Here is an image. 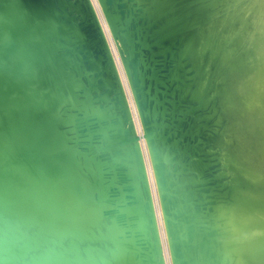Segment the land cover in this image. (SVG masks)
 Wrapping results in <instances>:
<instances>
[{"label": "bare ground", "instance_id": "obj_1", "mask_svg": "<svg viewBox=\"0 0 264 264\" xmlns=\"http://www.w3.org/2000/svg\"><path fill=\"white\" fill-rule=\"evenodd\" d=\"M83 1L0 0V264H264V0Z\"/></svg>", "mask_w": 264, "mask_h": 264}, {"label": "water", "instance_id": "obj_2", "mask_svg": "<svg viewBox=\"0 0 264 264\" xmlns=\"http://www.w3.org/2000/svg\"><path fill=\"white\" fill-rule=\"evenodd\" d=\"M130 2H134V0H104V4L106 6L107 11L112 12H117L119 14V17L121 19H124L126 15H129V11L130 8L128 7V4ZM65 3L68 6V10L70 12V15L72 16V18L75 20L76 22V26L78 28L81 29V31H83L84 35L89 34V30H93V33H97L98 37L94 38L93 41H95L98 44H93L92 47L95 50H100L102 49L103 52H105V49L102 45V39L101 35L98 31V29L96 28V26L94 25L91 16H89L86 12V10H84L85 6H84V1L83 0H65ZM88 30V31H85ZM100 42V44H99ZM136 42V41H135ZM133 47H136V45H133ZM93 54V52H92ZM106 54V52H105ZM103 57L100 56V54L97 55V60L99 59L102 60ZM138 57L136 54L133 55V58L130 59L128 61V66L130 68V75L132 77V86L134 88H137L136 91V97L138 99V105L139 107H142V104L144 103V86H140V83L138 81V76H137V68H138V61H137ZM147 109V107H146ZM145 122V123H144ZM143 123L145 124V126L148 128L151 127L150 123L147 122L146 116L144 115L143 117ZM149 131L146 132V134L148 135ZM151 140V135L149 137ZM127 139H131V140H137V136H133ZM128 144L127 141L123 143V145ZM157 160V159H155ZM160 162V159H158L156 161V166H155V170L156 173L158 175V177L160 176V169L158 167V163ZM160 181V178H159ZM141 242H137V240L134 242V244L131 245V250H129L130 252V256H128V262L129 264H156V258L154 257V254L152 252L151 249V245H150V240L148 241H144L143 240V244L145 247H147V249L141 247Z\"/></svg>", "mask_w": 264, "mask_h": 264}, {"label": "rangeland", "instance_id": "obj_3", "mask_svg": "<svg viewBox=\"0 0 264 264\" xmlns=\"http://www.w3.org/2000/svg\"><path fill=\"white\" fill-rule=\"evenodd\" d=\"M97 12H98V15H99V19H100V21H101V23H103V33H104V35H105V37L107 38V41H108V44H109V46H110V49H111V51H112V53H113V55H114V57H115V61H117V64H118V66H119V69L122 71V69H121V66H120V63L118 62V59L116 58V43H115V40L113 39V37H112V35L110 34V30H108V28L106 27V23H105V20H104V17H103V14L101 13V11H100V9H98L97 8ZM101 13V14H100ZM246 50H248V47H246ZM117 57H118V55H117ZM117 59V60H116ZM248 61L247 60H245V62H244V64H246ZM243 64V65H244ZM243 65H241V66H243ZM123 73V72H122ZM124 80H125V78H124ZM252 80V81H251ZM250 82H248V80L247 81H244V82H242V85H241V88L243 89V90H245L246 91V93H245V95H247L248 93H250L249 91H251L253 88H254V83H253V79H250L249 80ZM253 84L251 87L249 86V84ZM248 85H247V84ZM245 85H247V86H245ZM261 85H263L264 86V81L261 83ZM125 86H126V89H127V91H128V96H129V100H130V105H131V109H132V112H133V115H134V118H135V121L137 122V127H139V124H138V118H137V114H136V110H135V106H134V103H133V101H132V97H131V95H130V92H129V89H128V85H127V83H126V81H125ZM262 86V88L261 89H264V87ZM245 87L247 88V89H245ZM253 87V88H252ZM248 88H250V89H248ZM257 90V91H255L256 89H253L255 92H253V90L251 91V94L253 93H255V95H257L259 92H261L260 94H262V91L263 90ZM248 92V93H247ZM258 92V93H257ZM251 94H249L248 96H246L247 98V100H253V98H250L249 96L251 95ZM259 94V95H260ZM263 95H264V91H263ZM252 97V96H251ZM263 98H264V96H263ZM258 112H259V110H257L256 111V113H255V116H254V118H255V121H257V122H255L256 124V126H264L263 125V123H262V121L261 120H259L260 119V117L258 116ZM258 116V117H257ZM257 117V118H256ZM259 120V121H258ZM260 123V124H259ZM258 124V125H257ZM264 128V127H263ZM256 136V140L258 141L259 140V147H258V150L260 151V153L262 154V156H263V158H264V144L262 143V141L259 139V137L257 136V135H255ZM142 146H143V153H144V156H145V161H146V164H147V170H148V173H149V179H150V182H151V187L153 188V181H152V176H151V173H150V164H149V161H148V156H147V151H146V148H145V145H144V143L142 144ZM151 176V177H150ZM153 192H154V189H153ZM156 193H154V195H155ZM155 197H156V195H155ZM159 223H160V217H159ZM161 228V236H162V241H163V246H164V249L165 250H167V246H166V243H165V239H164V233L162 234V226L160 227ZM166 252V251H165ZM166 259H167V262H168V264H170V260H169V257H168V255H166Z\"/></svg>", "mask_w": 264, "mask_h": 264}]
</instances>
